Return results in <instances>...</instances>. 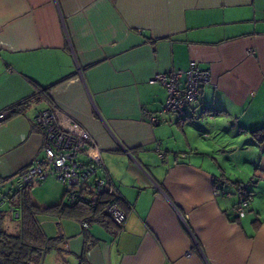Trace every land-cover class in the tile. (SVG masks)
Returning <instances> with one entry per match:
<instances>
[{
    "label": "crops",
    "instance_id": "crops-1",
    "mask_svg": "<svg viewBox=\"0 0 264 264\" xmlns=\"http://www.w3.org/2000/svg\"><path fill=\"white\" fill-rule=\"evenodd\" d=\"M191 62L210 81L183 113H160L154 74L183 83ZM44 108L93 137L126 219L38 215L60 237L40 264H264V0H0V180L43 156ZM31 191L41 208L61 201ZM19 197L0 224H21Z\"/></svg>",
    "mask_w": 264,
    "mask_h": 264
},
{
    "label": "built area",
    "instance_id": "built-area-1",
    "mask_svg": "<svg viewBox=\"0 0 264 264\" xmlns=\"http://www.w3.org/2000/svg\"><path fill=\"white\" fill-rule=\"evenodd\" d=\"M181 73L182 71L177 70L154 74L152 80L161 83L167 90L160 113H183L185 107L197 100L200 87L211 79L210 72L199 68L194 62L183 72V83L180 82ZM160 113L145 111L144 115L151 124H155L159 122ZM4 117L5 112H0V119ZM33 121L42 134L43 156L33 158L15 175L0 180V204L9 200L14 191L40 185L46 178L53 177L64 186L65 203L95 205L101 201L112 221L115 224H123L126 213L119 206L118 194L111 185L100 148L93 137L61 128L52 108L38 110ZM160 154H163V151H160ZM251 182L252 180L241 184L237 190L238 201L233 208L236 218H241L247 213L250 204L247 186ZM214 193L221 194L222 190L215 188ZM80 223L83 228L88 226L87 220L81 219ZM90 241L91 237H88L87 243Z\"/></svg>",
    "mask_w": 264,
    "mask_h": 264
},
{
    "label": "trees",
    "instance_id": "trees-1",
    "mask_svg": "<svg viewBox=\"0 0 264 264\" xmlns=\"http://www.w3.org/2000/svg\"><path fill=\"white\" fill-rule=\"evenodd\" d=\"M252 134L257 136L259 140L264 139V127L253 130ZM250 180H252L251 184L254 183L253 178ZM248 181L240 182L236 188V193L240 185ZM29 189L30 188L23 187L14 191L9 198L10 200L13 195L19 193V205L22 209L21 224H19V227L14 232L7 231L2 227V224L0 225V264H40L43 255L60 242L59 236L47 237L45 235L44 231L41 229V224L38 222V215L40 214L57 217H76L87 220L88 225L91 221L104 220L106 225L116 227L118 230L123 225L115 224L112 221L111 215L104 209L103 202L101 201L95 205L89 203L68 205L65 203L64 199H62L56 204L41 208L30 202L28 195ZM117 201L119 206L126 213L119 195H117ZM80 262H84V260L80 259ZM80 262L79 264H81Z\"/></svg>",
    "mask_w": 264,
    "mask_h": 264
},
{
    "label": "rangeland",
    "instance_id": "rangeland-1",
    "mask_svg": "<svg viewBox=\"0 0 264 264\" xmlns=\"http://www.w3.org/2000/svg\"><path fill=\"white\" fill-rule=\"evenodd\" d=\"M32 191L35 193H39L40 195L44 193V191H57L59 192V201L63 199L64 197V186L60 181L53 177H48L46 178L41 185H34L33 187L30 188ZM31 191V192H32ZM5 204H1L0 206L5 208V211L7 214L13 215L14 216V210H12L7 202H4ZM14 220H21L20 219H15ZM1 225V224H0ZM2 227H4L7 231H16V229L19 227V224H2Z\"/></svg>",
    "mask_w": 264,
    "mask_h": 264
}]
</instances>
